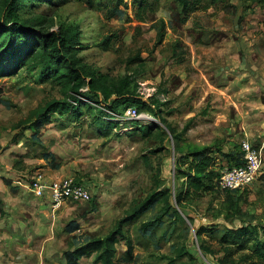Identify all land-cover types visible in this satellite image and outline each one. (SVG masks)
Wrapping results in <instances>:
<instances>
[{"label":"rangeland","instance_id":"1","mask_svg":"<svg viewBox=\"0 0 264 264\" xmlns=\"http://www.w3.org/2000/svg\"><path fill=\"white\" fill-rule=\"evenodd\" d=\"M225 1L236 11L225 10L223 0H202L186 11L177 0H22V18L38 31L72 34L78 66L95 73L103 92L113 91V99L129 80L131 91L162 111L132 106L137 123L112 118L117 126L109 129L94 119L111 118L83 103L81 119L50 113L37 131L33 125L46 106L68 98L67 87L53 77L43 81L37 67L0 74V170L20 178L39 170L48 179L73 178L92 195L56 210L28 196L38 206L31 212L38 237L32 243L30 233L19 232L13 238L24 245L19 249L2 239L0 264H67V250L105 237L153 195L152 206L124 224L135 245L130 264H260L253 246L257 238L264 242V10L248 0ZM244 140L261 151L262 173L243 190L227 192L218 180L234 157L242 159ZM217 145L233 159L214 150L210 189L178 205L175 195L187 187L180 163L187 172L190 149ZM150 221L155 225L142 228ZM73 224L77 235L69 232ZM201 226L207 231L199 236ZM243 226L256 227L257 235L244 234L240 245L224 239L228 229ZM117 249L123 258L125 246ZM95 260L96 254L84 256L80 264Z\"/></svg>","mask_w":264,"mask_h":264},{"label":"trees","instance_id":"2","mask_svg":"<svg viewBox=\"0 0 264 264\" xmlns=\"http://www.w3.org/2000/svg\"><path fill=\"white\" fill-rule=\"evenodd\" d=\"M31 2L40 0H30ZM139 1L140 5H145V0ZM179 5L184 11L190 9L192 6L195 8L196 4H200L202 0H177ZM253 4L261 6L264 10V0H248ZM22 0H3V7L0 10V74L7 73L12 74L20 68L27 67L40 69L41 79L48 80L51 77L56 79L61 85L67 87V99L66 100H54L50 102L40 116V120H37L33 125L38 131L46 121V117L50 113H58L66 116L70 119L79 120L82 117V105L83 103L93 102L91 109H96L100 115L110 117L109 120H102L101 117L94 119L95 123H99L100 127L112 129L117 126V122L112 120L118 119L126 123L136 124V119L124 118L125 111L132 106H138L139 111L148 110L155 114H160V105L148 103L143 98L136 95L135 91H131V81L126 80L124 87L116 89L115 98H111L114 94L112 91L108 93L101 89L98 85V81L95 79V73L86 70L84 67H79V61L74 58V52L77 51L78 45L73 41L72 34L68 31L63 32H49L46 30L38 31L34 24H31L24 18H22ZM225 10L229 11L230 8L237 9L234 4H226L223 0ZM227 5V6H226ZM234 12V11H233ZM164 32L159 33L158 43L164 40ZM80 47V46H79ZM99 81H103L99 79ZM97 83V85H96ZM128 88V90H126ZM103 92V93H101ZM101 96L106 102L102 104ZM137 109V110H138ZM46 118V119H45ZM170 131L174 134V129L171 125H168ZM142 130H149V127H141ZM176 137V136H174ZM216 150L222 154L221 145L208 146V147H195L188 151L186 157L192 158V164L187 172L182 170V162L179 165V174L183 175L187 179L186 189L180 190L175 195L176 203L181 206L185 201L192 198L201 196L203 190L210 189V181L214 176V171H211L212 163L214 161L212 152ZM242 152V151H241ZM225 158L232 160L233 157L230 154H222ZM51 156V155H50ZM52 157V156H51ZM233 166L241 165L243 163L240 156H236ZM22 165V162H17L15 167L18 168ZM80 183V182H78ZM235 192V191H227ZM154 195L149 197L143 204L138 206L133 213L119 220L116 227L105 237L97 238L90 237L85 243L76 245L74 248L67 250L64 253L65 261L67 264H80V260L84 256H91L96 254V263L99 264H118L122 261L130 264L135 259L134 256V242L129 236L127 231L124 230V224L130 220H133L138 215L142 214L154 203ZM168 200H170L168 198ZM176 213L178 210L175 209ZM155 225V222H148L142 225L147 227ZM250 226H243L238 229H228L224 239L232 244H244V234H256L257 228H249ZM79 230L77 224H73L69 227V232L74 235ZM207 231V228L201 226L197 233L199 236ZM123 244L126 248L123 258H118L117 245ZM186 250L183 252L185 254ZM253 254L260 260V264H264V242L256 239V243L253 246ZM258 260V261H259ZM126 263V264H127ZM169 264H174L171 261Z\"/></svg>","mask_w":264,"mask_h":264},{"label":"built area","instance_id":"3","mask_svg":"<svg viewBox=\"0 0 264 264\" xmlns=\"http://www.w3.org/2000/svg\"><path fill=\"white\" fill-rule=\"evenodd\" d=\"M137 112V108L129 107L124 113V118H135ZM241 151L243 163L223 171L218 180L220 189L225 191L243 190L253 184L261 175L263 169L261 151L247 140L242 142ZM20 177L15 180L17 185H26L35 196L47 200L53 209L66 203H82L91 200L90 190L73 178L48 179L43 170H39L27 178Z\"/></svg>","mask_w":264,"mask_h":264},{"label":"crops","instance_id":"4","mask_svg":"<svg viewBox=\"0 0 264 264\" xmlns=\"http://www.w3.org/2000/svg\"><path fill=\"white\" fill-rule=\"evenodd\" d=\"M50 155L52 156V154H44L43 158L49 159L51 157ZM51 159L52 161L54 160L53 156ZM6 174L7 173L0 170V234L4 236L0 237V241L4 239L5 244H14V247L19 249L24 245H21L20 242L16 243L18 242L16 239L13 240L14 237L20 234L19 232L24 230V233H30L32 235V243L38 237V218L37 216H33L34 212L37 211L36 209H38V206L35 204L30 205L28 196L34 201H36L35 198L38 199V197L35 196L30 189H22V186L19 187V185L15 183L16 179H13L15 177H20V174H17V176L15 174H7L11 178L3 179ZM25 192L28 194L32 193L31 195H33V197L25 195ZM39 209H41V206H39ZM40 211L42 210H38V212ZM31 212H33V214ZM24 242L32 244L29 239ZM2 261L3 260H1V263Z\"/></svg>","mask_w":264,"mask_h":264}]
</instances>
